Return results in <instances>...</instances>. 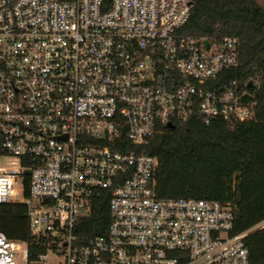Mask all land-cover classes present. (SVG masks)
<instances>
[{
    "label": "built area",
    "instance_id": "obj_1",
    "mask_svg": "<svg viewBox=\"0 0 264 264\" xmlns=\"http://www.w3.org/2000/svg\"><path fill=\"white\" fill-rule=\"evenodd\" d=\"M193 0H0V204L45 251L0 231V264H251L231 203L159 198L162 125L245 121L236 36L185 32ZM250 95V94H249ZM109 193L106 234H75ZM263 224L258 225L261 227Z\"/></svg>",
    "mask_w": 264,
    "mask_h": 264
},
{
    "label": "trees",
    "instance_id": "obj_2",
    "mask_svg": "<svg viewBox=\"0 0 264 264\" xmlns=\"http://www.w3.org/2000/svg\"><path fill=\"white\" fill-rule=\"evenodd\" d=\"M185 32L193 36L230 35L239 38V64L222 78L236 79L253 116L245 121L193 116L162 125L137 148L158 158L155 172L159 198H197L231 203L233 234L244 239L251 264H264V4L259 0H193ZM250 94V95H249ZM109 193L97 197L90 214L81 217L75 234L87 238L106 234L111 222ZM263 224L261 227L258 225ZM0 231L29 244L30 256L45 251L42 239L29 228L24 203L0 204Z\"/></svg>",
    "mask_w": 264,
    "mask_h": 264
},
{
    "label": "rangeland",
    "instance_id": "obj_3",
    "mask_svg": "<svg viewBox=\"0 0 264 264\" xmlns=\"http://www.w3.org/2000/svg\"><path fill=\"white\" fill-rule=\"evenodd\" d=\"M261 3H263L264 4V0H259ZM0 166H4V167H7V168H9V169H11L12 167L11 166H8L7 164H6V161H5V159H2V158H0Z\"/></svg>",
    "mask_w": 264,
    "mask_h": 264
},
{
    "label": "water",
    "instance_id": "obj_4",
    "mask_svg": "<svg viewBox=\"0 0 264 264\" xmlns=\"http://www.w3.org/2000/svg\"><path fill=\"white\" fill-rule=\"evenodd\" d=\"M167 126H168L169 128H174V127H175V125H174L172 122H169V123L167 124Z\"/></svg>",
    "mask_w": 264,
    "mask_h": 264
}]
</instances>
